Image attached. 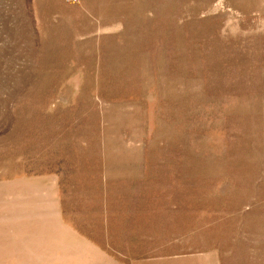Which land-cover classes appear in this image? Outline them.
I'll list each match as a JSON object with an SVG mask.
<instances>
[{
	"label": "rangeland",
	"instance_id": "obj_1",
	"mask_svg": "<svg viewBox=\"0 0 264 264\" xmlns=\"http://www.w3.org/2000/svg\"><path fill=\"white\" fill-rule=\"evenodd\" d=\"M0 264H264V0H0Z\"/></svg>",
	"mask_w": 264,
	"mask_h": 264
}]
</instances>
